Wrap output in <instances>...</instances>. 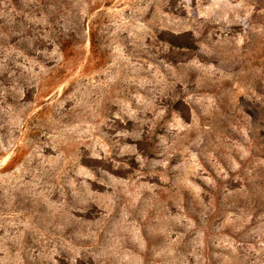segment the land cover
Returning a JSON list of instances; mask_svg holds the SVG:
<instances>
[{
	"label": "rangeland",
	"instance_id": "rangeland-1",
	"mask_svg": "<svg viewBox=\"0 0 264 264\" xmlns=\"http://www.w3.org/2000/svg\"><path fill=\"white\" fill-rule=\"evenodd\" d=\"M0 264H264V0H0Z\"/></svg>",
	"mask_w": 264,
	"mask_h": 264
}]
</instances>
